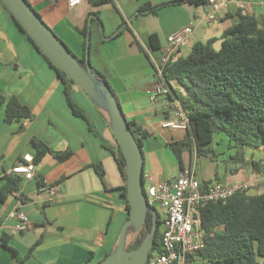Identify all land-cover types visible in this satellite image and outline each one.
<instances>
[{"label": "crops", "instance_id": "0c3cea01", "mask_svg": "<svg viewBox=\"0 0 264 264\" xmlns=\"http://www.w3.org/2000/svg\"><path fill=\"white\" fill-rule=\"evenodd\" d=\"M27 1L76 56L84 55L88 42L91 65L109 82L127 120L149 133L143 141L144 186L175 180L182 171L170 145L183 140L186 130L165 125L174 119V101L185 89L174 80L169 95L156 102L149 95L159 81L156 65L169 47L170 36L187 25L194 30L187 46L174 52L172 61H176L186 57L195 44L220 37L238 22L241 12L264 17V0H238L243 9L231 3L216 21L208 18L212 11L208 0L199 5L187 0L104 4L86 0L74 8L68 0ZM146 5L160 9L156 14L138 15ZM86 27L87 39L82 35ZM13 97L31 110L33 118L9 123L6 106L0 103V192L7 177H19L12 173L18 161L27 155L34 159V139L72 155L63 162L46 155L36 165L34 179L23 180L19 192L0 199V264L101 263L115 248L128 215L119 190L125 185L124 178L112 153L115 139L99 112V128L89 118L87 122L73 114L57 72L0 0V100L8 102ZM210 148L212 156L190 154L199 180L246 182L252 184L251 194L264 193V172L258 173L252 165L262 162L264 166V148L247 149L246 165L233 160L236 150L224 135L216 136ZM99 165L104 176L95 167ZM40 181L46 187L55 186V195ZM21 212L28 215L33 225L30 230H22ZM4 235L16 256L4 247Z\"/></svg>", "mask_w": 264, "mask_h": 264}, {"label": "trees", "instance_id": "16d2710c", "mask_svg": "<svg viewBox=\"0 0 264 264\" xmlns=\"http://www.w3.org/2000/svg\"><path fill=\"white\" fill-rule=\"evenodd\" d=\"M187 1L198 5L202 3L201 0ZM111 2L113 0H93L94 4ZM32 9L36 11L33 7ZM159 9L160 7L146 5L138 11V15L156 14ZM9 13L29 42L57 72L65 87L68 105L73 114L89 122L85 112L73 100L71 92L76 84L52 65L13 14L10 11ZM238 18V22L220 37L195 44L186 57L171 60L165 69L164 80L167 85L170 87L171 81L179 80L185 89L184 94H177V99L187 114L188 128L183 140L170 145L181 163L182 170L192 166L191 153H195L197 157L212 156L214 152L210 146L218 135L227 137L229 146L236 150L233 160L240 161L243 165L247 163V149L264 148V17L241 12ZM121 31L122 28L119 33ZM82 35L87 39V27L82 31ZM59 39L76 56L67 44ZM87 49L89 50L88 42L84 44V55L77 56L83 66H86ZM92 69L99 73L93 66ZM104 80L109 84L105 78ZM111 90L115 95L112 88ZM0 103L6 106V121L9 123L33 118L31 110L15 97L8 102L1 99ZM98 112L106 121L101 112ZM128 124L143 151V141L149 137V133L134 122L128 121ZM32 142L37 151L34 157L35 165H39L48 154L60 162L72 155L70 151H54L38 139ZM115 143L112 153L124 178L125 185L119 190L122 191L128 213L130 207L126 197V160L116 139ZM252 165L258 173L264 172L262 162H253ZM95 167L100 170L101 176H104L102 166ZM23 180L17 176L7 177L6 185L0 192V199H5L7 194L19 192ZM40 185L45 186L42 181ZM199 217L206 242L205 248L199 253L201 264H264V193L238 192L227 202L205 204L201 207ZM153 225V217L148 214L143 230L132 241L129 249L140 247ZM157 225L154 247L149 257L162 252L163 224L160 215ZM8 242L9 237L4 235V247L16 256L15 250Z\"/></svg>", "mask_w": 264, "mask_h": 264}, {"label": "built area", "instance_id": "2783aa9c", "mask_svg": "<svg viewBox=\"0 0 264 264\" xmlns=\"http://www.w3.org/2000/svg\"><path fill=\"white\" fill-rule=\"evenodd\" d=\"M86 0H68L69 7L74 8ZM231 3L239 8L244 5L238 0H208L212 11L208 14L210 21L219 19L218 15L227 10ZM194 30L187 25L169 38V47L156 65L159 81L149 92L154 102L170 94V88L164 80V72L172 60L174 52L186 47ZM175 102V117L165 126L187 130L188 117L178 100ZM196 162L188 169L182 170L175 180L148 183L144 186L148 205L160 209L158 216L163 227L162 252L149 257L147 264H201L199 253L205 248V232L202 229L199 212L201 207L211 202H227L238 192L250 191L252 184L246 182L223 183L219 180L202 182L196 175ZM12 173L24 180H32L36 175V165L32 156L27 155L18 161ZM50 195H55L56 187L47 186ZM52 200V197H51ZM22 230H30L33 225L26 213H19Z\"/></svg>", "mask_w": 264, "mask_h": 264}, {"label": "water", "instance_id": "95a60500", "mask_svg": "<svg viewBox=\"0 0 264 264\" xmlns=\"http://www.w3.org/2000/svg\"><path fill=\"white\" fill-rule=\"evenodd\" d=\"M13 14L28 36L35 42L52 65L70 78L97 107L117 140L126 160V186L129 202V218L124 223L119 239L113 251L99 264H147L154 247L157 232L158 212L151 208L146 200L143 173L144 157L128 120L104 77L94 72L86 53V66L74 56L66 45L49 28L27 0H1ZM148 214L153 217L154 225L146 235L140 247L129 249L132 241L143 230Z\"/></svg>", "mask_w": 264, "mask_h": 264}, {"label": "rangeland", "instance_id": "374dc122", "mask_svg": "<svg viewBox=\"0 0 264 264\" xmlns=\"http://www.w3.org/2000/svg\"><path fill=\"white\" fill-rule=\"evenodd\" d=\"M71 93H72L73 100L76 102L77 106L80 109L84 110V112L86 113V115L90 119L91 124H93V127L94 128L98 127L101 119L99 118L97 107L91 102V100L84 93V91L80 87H78L77 85H74L72 87ZM108 131L111 132L109 129H108ZM110 134L112 135V133H110ZM220 138H224V137L221 136ZM220 145H223L222 142H220ZM218 165H219V167H221L222 164L219 162ZM157 211L160 213V209H157Z\"/></svg>", "mask_w": 264, "mask_h": 264}]
</instances>
